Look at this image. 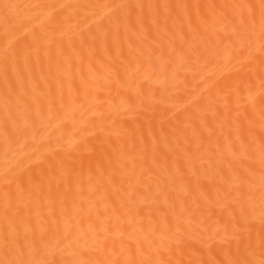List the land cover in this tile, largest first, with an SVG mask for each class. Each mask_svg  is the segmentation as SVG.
<instances>
[{"label": "bare ground", "instance_id": "bare-ground-1", "mask_svg": "<svg viewBox=\"0 0 264 264\" xmlns=\"http://www.w3.org/2000/svg\"><path fill=\"white\" fill-rule=\"evenodd\" d=\"M0 264H264V0H0Z\"/></svg>", "mask_w": 264, "mask_h": 264}]
</instances>
